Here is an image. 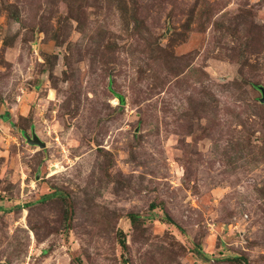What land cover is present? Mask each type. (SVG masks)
Listing matches in <instances>:
<instances>
[{"label": "rangeland", "instance_id": "1", "mask_svg": "<svg viewBox=\"0 0 264 264\" xmlns=\"http://www.w3.org/2000/svg\"><path fill=\"white\" fill-rule=\"evenodd\" d=\"M263 92L264 0H0V264H264Z\"/></svg>", "mask_w": 264, "mask_h": 264}, {"label": "water", "instance_id": "2", "mask_svg": "<svg viewBox=\"0 0 264 264\" xmlns=\"http://www.w3.org/2000/svg\"><path fill=\"white\" fill-rule=\"evenodd\" d=\"M264 94V92H263ZM264 102V98L262 99ZM29 143L33 144V145H39L40 147H45L46 143L44 141H42L38 135L34 134L33 137H29L28 138Z\"/></svg>", "mask_w": 264, "mask_h": 264}, {"label": "trees", "instance_id": "3", "mask_svg": "<svg viewBox=\"0 0 264 264\" xmlns=\"http://www.w3.org/2000/svg\"><path fill=\"white\" fill-rule=\"evenodd\" d=\"M115 96L118 97V98L120 99V101H123V97H122V95H120V94H116ZM123 243H124V241H123Z\"/></svg>", "mask_w": 264, "mask_h": 264}]
</instances>
